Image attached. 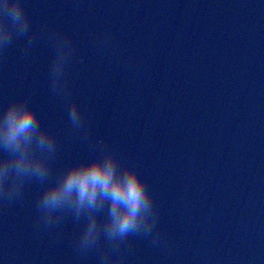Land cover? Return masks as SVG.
Returning a JSON list of instances; mask_svg holds the SVG:
<instances>
[{"label":"water","instance_id":"1","mask_svg":"<svg viewBox=\"0 0 264 264\" xmlns=\"http://www.w3.org/2000/svg\"><path fill=\"white\" fill-rule=\"evenodd\" d=\"M24 3L30 30L0 47V108L36 107L57 140L50 180L106 151L137 168L157 220L82 250L86 217L46 223L45 185L28 180L0 198V264H264V0Z\"/></svg>","mask_w":264,"mask_h":264},{"label":"clouds","instance_id":"2","mask_svg":"<svg viewBox=\"0 0 264 264\" xmlns=\"http://www.w3.org/2000/svg\"><path fill=\"white\" fill-rule=\"evenodd\" d=\"M30 23L24 0H0V47L14 35L27 34ZM71 55L68 44L58 49L51 65L54 86ZM68 118L73 128H81L84 116L75 101ZM56 151L54 133L42 125L28 99H12L0 108V198L15 200L28 180L43 183L37 207L46 223L55 224L66 209L86 217L79 238L82 250L97 245L101 235L118 245L132 234H152L157 220L153 195L137 168L106 151L72 162L50 180Z\"/></svg>","mask_w":264,"mask_h":264}]
</instances>
